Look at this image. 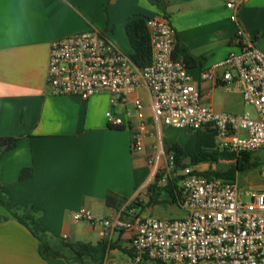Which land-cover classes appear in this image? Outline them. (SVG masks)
Returning a JSON list of instances; mask_svg holds the SVG:
<instances>
[{"label":"crops","instance_id":"crops-1","mask_svg":"<svg viewBox=\"0 0 264 264\" xmlns=\"http://www.w3.org/2000/svg\"><path fill=\"white\" fill-rule=\"evenodd\" d=\"M228 1L0 0V137H20L17 147L0 159V187L11 202L35 212L47 240L63 251L43 257L39 239L0 205V264H127L133 257L128 233L107 238L101 227L76 221L74 213L87 208L95 216L112 217L129 202L144 203L145 194L148 198L149 160L158 135L145 137L140 154L132 145L134 102H144L151 121L149 92L139 89L125 100L106 92L87 100L51 94L47 71L52 43L97 29L130 55L128 20L167 16L177 41L196 60L190 71L205 92L216 85L201 81L200 73L236 51ZM239 19L264 50V0H250ZM110 110L124 120L123 129L109 125ZM162 138L167 148L185 145L189 134L164 127ZM26 169L32 174L21 179ZM66 242L106 245V251L102 257H79Z\"/></svg>","mask_w":264,"mask_h":264},{"label":"built area","instance_id":"built-area-1","mask_svg":"<svg viewBox=\"0 0 264 264\" xmlns=\"http://www.w3.org/2000/svg\"><path fill=\"white\" fill-rule=\"evenodd\" d=\"M250 0H230L231 20L236 26L234 45L221 63L200 73L201 81H213L230 91V85L242 94L244 104L254 113L218 112L206 103L213 89L202 91L190 67L174 59L176 32L169 17L148 18L153 60L138 67L105 34L97 29L74 34L52 43L47 81L51 94L78 96L83 100L98 93H109L121 100L135 91L150 94L151 121L145 104L135 99L137 124L132 149L144 151L145 137L158 135L150 157L152 173L147 187L178 180L179 205L186 217L163 220L143 217L137 209L125 216L127 205L112 217L95 216L82 208L74 213L76 221H86L104 230L130 236L133 257L127 264H264V189L244 192L235 181L208 177L205 163H186L176 169L174 157L164 146V127L186 131L212 130L219 150L241 156L262 155L264 176V50L242 27L241 8ZM221 69V72L219 70ZM116 102V101H115ZM110 126H125L112 110L107 112ZM222 162V161H221ZM226 162V161H224ZM229 163V162H228ZM250 195L244 201L243 194Z\"/></svg>","mask_w":264,"mask_h":264},{"label":"trees","instance_id":"trees-1","mask_svg":"<svg viewBox=\"0 0 264 264\" xmlns=\"http://www.w3.org/2000/svg\"><path fill=\"white\" fill-rule=\"evenodd\" d=\"M147 17L134 16L130 18L126 24L127 35L129 37L133 52L129 55L131 60L140 68L148 67L152 64L153 53L150 32L147 25ZM174 59L183 60L189 67L196 64L195 58L189 53L188 49L176 39V48L174 51ZM123 129V126H119ZM189 139L185 145L178 142L167 145V152L171 154L176 163V169H182L189 163L191 166H199L205 163L219 164L221 161L232 163L230 168L224 171H214L212 169L204 172L208 177L216 176L226 181H235L238 174L251 170L258 164H262V158L254 155V153H243L237 156L228 151H221L216 144V135L212 130H197L187 131ZM20 137L15 136H1L0 137V159L10 150L17 147ZM32 174L31 169L23 170L21 179L29 177ZM163 190L167 192L168 199L163 197ZM148 205L156 203H171L179 204V187L178 180L169 182L166 186H160L158 181L150 184L147 188ZM0 205L6 208L9 213L25 224L32 233L40 241V252L45 258L56 257L62 255L63 251L58 247H53L47 240V236L43 228L40 226L35 212L24 209L20 205L11 202L6 192L0 187ZM145 204L134 200L129 202L125 208L124 215L131 216L129 211L131 209L144 210ZM141 210V211H142ZM141 215V212L139 211ZM65 247L72 250L77 256L84 255H99L102 257L106 251V245L92 246L91 244L83 242H66Z\"/></svg>","mask_w":264,"mask_h":264},{"label":"rangeland","instance_id":"rangeland-1","mask_svg":"<svg viewBox=\"0 0 264 264\" xmlns=\"http://www.w3.org/2000/svg\"><path fill=\"white\" fill-rule=\"evenodd\" d=\"M231 90L227 91L224 86L217 85L213 89V95L207 102L208 105L213 107L218 112L232 113V114H242L245 111L254 113V108L251 106H246L243 101L242 94L234 89L233 85H230ZM179 137V135H178ZM184 138V136H183ZM182 140V139H181ZM254 155L261 157L260 153H255ZM232 163L220 162L219 164H214L213 166H205L204 169L214 170V171H224ZM238 184L244 192L248 191H258L264 189V176L262 175V164L258 161V164L251 170L240 173L237 176ZM163 197L168 199V194L163 190ZM242 198L244 201L250 200V195L243 194ZM143 202L145 203V209L140 210L143 217H155L163 220H177L186 217V211L178 204L171 203L167 201L166 203H156L148 205V198L146 194L144 195Z\"/></svg>","mask_w":264,"mask_h":264}]
</instances>
